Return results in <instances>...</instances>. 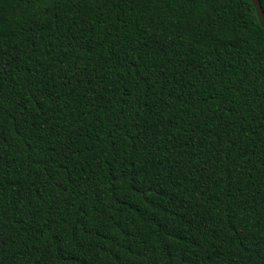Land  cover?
Masks as SVG:
<instances>
[{
  "label": "trees",
  "instance_id": "obj_1",
  "mask_svg": "<svg viewBox=\"0 0 264 264\" xmlns=\"http://www.w3.org/2000/svg\"><path fill=\"white\" fill-rule=\"evenodd\" d=\"M0 264H264L251 0H0Z\"/></svg>",
  "mask_w": 264,
  "mask_h": 264
},
{
  "label": "water",
  "instance_id": "obj_2",
  "mask_svg": "<svg viewBox=\"0 0 264 264\" xmlns=\"http://www.w3.org/2000/svg\"><path fill=\"white\" fill-rule=\"evenodd\" d=\"M254 4L257 17L259 19L260 24L264 27V9L260 3V0H251Z\"/></svg>",
  "mask_w": 264,
  "mask_h": 264
}]
</instances>
